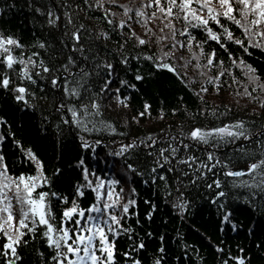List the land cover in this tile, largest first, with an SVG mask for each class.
Instances as JSON below:
<instances>
[{
  "label": "snow or ice",
  "instance_id": "6c2138e0",
  "mask_svg": "<svg viewBox=\"0 0 264 264\" xmlns=\"http://www.w3.org/2000/svg\"><path fill=\"white\" fill-rule=\"evenodd\" d=\"M20 7L31 13L30 40L0 24V264H205L179 230L178 255L164 234L147 255L156 233L140 238L128 223L141 224L128 176L156 189L147 221L156 200L173 219L192 218L193 189L208 193L218 231L241 227L234 202L264 216V72L245 58L264 57V0H0V17ZM161 79L177 105L144 99L134 110L133 93ZM223 88L255 106L252 118L208 104ZM18 112L38 115L50 154L18 136ZM153 113L177 119L134 134ZM247 233L264 256V227ZM201 235L215 264H252L251 249L234 255ZM119 237L130 243L118 252Z\"/></svg>",
  "mask_w": 264,
  "mask_h": 264
},
{
  "label": "trees",
  "instance_id": "16d2710c",
  "mask_svg": "<svg viewBox=\"0 0 264 264\" xmlns=\"http://www.w3.org/2000/svg\"><path fill=\"white\" fill-rule=\"evenodd\" d=\"M0 24L5 27L11 28L16 34L22 36L25 40L31 39V32L33 30V25L31 23V13H29L26 8L20 7L19 9H13L10 14L0 17ZM38 34V33H37ZM233 47H236L233 45ZM237 55H240L237 52ZM245 58L249 63L254 64L258 69L264 72V57L261 56L260 52L257 50L251 57L245 54ZM171 87L170 80H153L148 81L140 89L139 93H133L132 96V107L134 110H138L144 99L149 100L153 109H158L161 106L167 108L171 106H176L177 101L175 100V93L173 91H166ZM208 104L212 105H223L229 103L232 111L228 114L230 118H252L251 109L255 107L254 105H248L244 107L245 100L234 96V89L223 88L220 94H215L211 92L205 97ZM239 100V104L235 101ZM223 111V107L220 108ZM17 120L15 121L14 127L17 130L18 136L25 139L27 142L31 143L32 146L38 152L51 151V138H41V133L39 132V117L30 115L28 113H16ZM177 117H172L166 115L163 121L155 119V113H153V119L143 120L139 129L136 127L132 128L134 134H138L140 131L147 132H158L160 128L165 127L166 124H170ZM259 119V117H257ZM207 123V121L205 122ZM22 125V127H21ZM69 148L72 145H68ZM101 161L99 168L106 171L107 168L111 167V160L107 163L103 160V152L100 153ZM28 166L16 165L17 171L27 170ZM73 176L75 174H72ZM141 177H127V184L122 186L125 191L128 190L129 186L136 187L138 198V211L140 213L141 224H135V217H132L128 223H131L135 229L136 234L140 238H144V233L151 228L156 234L152 237L147 238V255L151 256L159 244L158 237L161 234L165 235V246L168 248L169 252L175 256L178 255L180 249L177 244L176 231H181L184 234V238L188 243L195 245L200 251L201 255L207 257L205 264H215L214 261V249L210 247L209 241L204 239L201 233L211 238L212 242L220 243L222 242L225 249H231L233 254H236L237 246L243 247L247 252L251 249L253 253L252 264H264V256L259 255L257 249L253 247L252 236L247 233V227L254 222L260 224L264 227V216H260L258 213L251 212L246 205L240 204L239 202H234L236 207V216L238 217L241 227L238 231H218L215 223L214 209L209 208L207 203L201 199L202 196H207L208 193L203 189L199 191L193 189L192 196L197 204L198 211L195 215L183 222L179 219H173L172 214L164 206V204L156 200L158 205V210L154 213V219L147 221L144 219V212L148 208V205L144 203L145 200H155L153 193L156 191L155 187H149L140 182ZM163 217H168L167 220ZM130 241L126 237L117 238V251L126 250ZM119 260H123L122 257L118 256ZM169 264H175V261H170ZM190 264V262H186Z\"/></svg>",
  "mask_w": 264,
  "mask_h": 264
}]
</instances>
